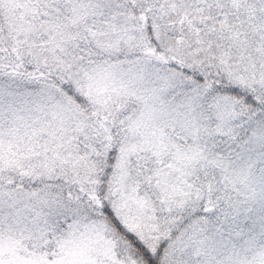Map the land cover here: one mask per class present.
I'll return each mask as SVG.
<instances>
[{
  "label": "snow or ice",
  "instance_id": "6c2138e0",
  "mask_svg": "<svg viewBox=\"0 0 264 264\" xmlns=\"http://www.w3.org/2000/svg\"><path fill=\"white\" fill-rule=\"evenodd\" d=\"M0 264H264V0H0Z\"/></svg>",
  "mask_w": 264,
  "mask_h": 264
}]
</instances>
